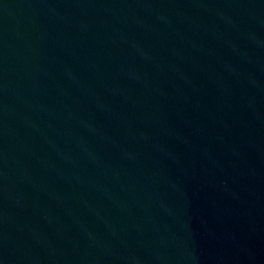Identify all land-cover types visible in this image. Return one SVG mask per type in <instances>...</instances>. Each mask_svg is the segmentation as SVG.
Instances as JSON below:
<instances>
[{"label": "water", "instance_id": "water-1", "mask_svg": "<svg viewBox=\"0 0 264 264\" xmlns=\"http://www.w3.org/2000/svg\"><path fill=\"white\" fill-rule=\"evenodd\" d=\"M0 264H264V0H0Z\"/></svg>", "mask_w": 264, "mask_h": 264}]
</instances>
